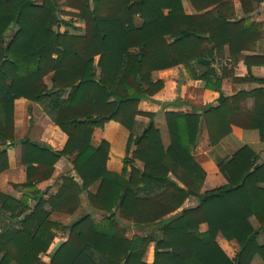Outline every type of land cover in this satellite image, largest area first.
<instances>
[{
	"label": "trees",
	"instance_id": "obj_1",
	"mask_svg": "<svg viewBox=\"0 0 264 264\" xmlns=\"http://www.w3.org/2000/svg\"><path fill=\"white\" fill-rule=\"evenodd\" d=\"M188 1L193 15L184 0H0V175L9 170L8 149L18 145L26 167L20 200L0 192V264H148L151 244L152 264H254L256 258L264 264L261 155L244 146L220 159L227 184L202 194L169 177L205 184L206 172L193 157L203 128L213 148L233 128L257 131L264 143V79L252 75L253 68H264V54L244 55L264 41V23L252 21L261 0H240V18L236 0ZM75 19L84 22V34L72 33ZM240 63L244 78L235 76ZM175 67L218 98L200 114L167 112L165 145L156 114L139 106L165 88L154 73ZM228 79L260 87L226 96ZM18 100L39 105L67 136L62 150L28 135L15 141ZM138 117L150 121L135 137ZM111 123L129 132L121 173L107 168L108 141L92 145L95 130ZM63 158L71 159L73 173L59 177L57 192L45 199L49 194L40 186L55 179ZM83 194L87 214L70 225L52 220L54 213L74 215ZM191 197L200 205L184 208ZM131 227L147 234L130 238ZM57 233L68 237L54 252ZM219 235L239 246L233 257Z\"/></svg>",
	"mask_w": 264,
	"mask_h": 264
},
{
	"label": "crops",
	"instance_id": "obj_2",
	"mask_svg": "<svg viewBox=\"0 0 264 264\" xmlns=\"http://www.w3.org/2000/svg\"><path fill=\"white\" fill-rule=\"evenodd\" d=\"M187 2L186 0L184 1ZM188 3V2H187ZM191 6L190 3H188ZM237 17L240 18L242 16L241 12V2L240 0H236L234 2ZM185 7V6H184ZM252 21L256 23H264V0L260 1V4L257 6L256 12L253 14ZM260 55L264 54V41L258 43L256 50L251 52H244V55ZM182 72L184 76L187 77V74L183 70V67H175L165 71H159L154 73L155 80H161L165 83V88L158 93L153 100H145L142 101L139 108L142 112L146 113H154L156 117L154 119L156 127L161 131L163 141L165 145L169 144V135L163 131L164 127H166L165 114L167 112H184V113H194L195 111L200 114L202 113L203 106H197L194 100H190L188 93L190 85H195V87L203 94H200L199 99L201 101L204 99V95L207 96H216V100L218 98V94L212 92L211 90L206 89L205 84L202 82L191 81L188 78L184 81L183 85H178V90L173 95L167 96L170 75L179 74ZM252 75L256 79H264V68L255 67L252 69ZM235 76L239 78H244L247 76V68L243 63H240L239 67L235 70ZM180 79L178 78L177 81ZM186 83V84H185ZM256 87H260L257 85H238L232 82L231 79L225 80L223 82V93L226 96H233L237 94L239 91H249ZM181 89V90H180ZM210 93V94H209ZM180 101V102H179ZM178 103V105H176ZM216 106L215 104H211ZM162 117V124L158 125V120ZM149 119L145 117L137 118V125L135 127L134 135L135 137L141 135L143 130L149 124ZM20 134L21 141L25 136H29V139L40 143L41 145L51 146L52 148L60 151L64 148L67 142V136L53 124L51 119L43 112L42 108L33 104L26 100H18L16 101L15 106V141L19 142L18 136ZM129 138V132L117 124L111 123L106 126L105 130L96 129L92 138V145L97 148L100 146L102 140H106L110 143V153L109 159L107 162V168L111 172L121 173L124 167V158L126 155V146ZM20 141V142H21ZM260 143V144H259ZM248 146L255 153L261 155L264 158V143L260 141L259 134L257 131H246L239 128H233L232 134L223 140L217 147L213 148L209 143L208 132L205 128L202 129L199 137L198 144L196 148L193 150V157L197 161V163L204 169L206 172V180L205 184L202 187H198L193 185L190 181L183 182L181 179L177 177L176 174L171 173L170 179L174 180L180 187L185 189H192L198 194L205 193L210 190H214L216 188L222 187L227 184L225 178L220 174L219 169L217 167V162L220 159H226L233 156L235 152H237L240 148ZM135 146L132 147V151L135 150ZM216 153L220 157L218 160L212 159L211 154ZM8 159H9V170L0 175V192L4 193L15 200H20L25 191L20 188L22 184L26 182V167L22 164L21 161V147L15 146L8 149ZM57 174L55 179L43 184L40 186V189L48 193L49 195L45 197L48 199L50 195L55 194L57 192V185L59 177L66 174L73 173V165L71 159L63 158L56 165ZM214 177L219 179L221 177L220 183H215L213 187L208 188L207 183L208 180ZM222 181V182H221ZM98 185L92 187L90 190L92 193L97 191ZM82 204L80 209L72 216L64 215L60 213H54L52 215V220L60 222L64 225H70L79 220L84 212H89V206L87 201V195L83 194ZM200 205L199 199L197 197H191L187 200L184 205V208L191 209L196 208ZM181 210L177 211L173 215L178 214ZM83 214V215H82ZM82 215V216H81ZM71 220V221H70ZM74 220V221H73ZM70 221V222H66ZM8 223V221H7ZM252 225L255 228H258V223L255 219L251 220ZM207 230L206 225L201 226V232H205ZM1 233V230H0ZM129 234H131L129 236ZM147 231L139 230L135 227H131L128 233V236L132 238L134 235H146ZM63 235V234H62ZM62 237V236H61ZM58 238L56 240L57 244L62 242L63 238ZM218 242L220 243L223 250L231 257H233L238 251L239 246L235 242H227L221 235L218 236ZM259 243L264 245V233H262L259 237ZM150 248H153L151 260L147 261V256L149 254ZM52 250V248H51ZM155 257V246L151 244L148 248V252L145 258L146 263L152 264L154 262ZM2 259V255H0V261ZM43 260H48L46 256L43 257ZM254 264H263L259 258H256Z\"/></svg>",
	"mask_w": 264,
	"mask_h": 264
},
{
	"label": "rangeland",
	"instance_id": "obj_3",
	"mask_svg": "<svg viewBox=\"0 0 264 264\" xmlns=\"http://www.w3.org/2000/svg\"><path fill=\"white\" fill-rule=\"evenodd\" d=\"M185 1V0H184ZM188 3H189V1L188 0H186ZM187 2H185V4H184V8H185V11H186V13L187 14H189V15H193L194 13H195V11L193 10V8H192V6H189V4L187 3ZM67 20H71V17H68L67 18ZM140 18L139 17H137V19H136V23L137 24H140ZM75 26H76V28L78 29V31H73L72 33H77V34H84V29H85V24H84V22H82V21H80V20H78V19H75ZM17 30V28L16 27H12V28H10V30L8 31V36L10 37V38H12L13 37V34L15 33V31ZM72 31V30H71ZM184 70V69H183ZM185 71V70H184ZM186 73V72H185ZM187 74V73H186ZM178 78L180 79L179 81H177L178 80ZM189 79V77L187 76V77H185L184 76V73L182 72V74L181 75H179V74H174V75H170V77L168 78V80H169V87H168V92H167V96H170V95H173L175 92H176V90H178L179 88H178V85L180 86V85H183V83H184V81H186V79ZM190 80V79H189ZM46 83L49 85L50 84V79L49 78H47L46 79ZM186 84V83H185ZM178 88V89H177ZM181 90V89H180ZM200 94H203V93H201L196 87H195V85H190V88H189V93H188V96H189V98H190V100H194L197 104V106H203L204 104H215L216 103V96L217 95H211L210 97L209 96H207L206 97V95H204V99L201 101V99H199V96H200ZM210 94V93H209ZM158 122H159V124L158 125H161L163 122H162V117L158 120ZM163 131L167 134V130H166V127H164V129H163ZM21 139V137H20V134H19V136H18V140H19V142H17L18 144L20 143V140ZM260 144V143H259ZM126 156V155H125ZM219 155L218 154H216V153H212L211 154V158L212 159H216V160H218L219 159ZM221 180V177H219V179H216V178H214V177H211L209 180H208V183L206 184L207 185V187L208 188H210V187H213V185H215V183H220L219 181ZM222 182V181H221ZM85 214H87L86 212H84ZM83 215V214H82ZM81 215V216H82ZM94 216V215H93ZM94 219H95V221L96 222H100L101 221V219H102V217L101 216H99V215H95L94 216ZM71 221V220H70ZM70 221H66V222H70ZM74 221V220H73ZM131 234H129V236H130ZM62 236V237H61ZM63 238V239H66L67 237H68V233L66 234V236H63L61 233H57V239L58 238ZM66 237V238H65ZM59 244V243H58ZM57 245V242H55L54 243V245L52 246V250L55 248V246ZM152 252H153V248H150V250H149V254H148V256H147V261H150L151 260V256H152Z\"/></svg>",
	"mask_w": 264,
	"mask_h": 264
},
{
	"label": "water",
	"instance_id": "obj_4",
	"mask_svg": "<svg viewBox=\"0 0 264 264\" xmlns=\"http://www.w3.org/2000/svg\"><path fill=\"white\" fill-rule=\"evenodd\" d=\"M62 242H60L59 244H57L56 246H55V248L53 249V251L54 252H57L59 249H60V247L62 246Z\"/></svg>",
	"mask_w": 264,
	"mask_h": 264
}]
</instances>
